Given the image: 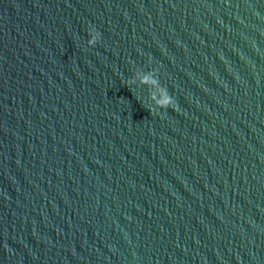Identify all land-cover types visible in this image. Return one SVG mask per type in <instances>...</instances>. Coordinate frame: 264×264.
Wrapping results in <instances>:
<instances>
[{"label": "water", "instance_id": "1", "mask_svg": "<svg viewBox=\"0 0 264 264\" xmlns=\"http://www.w3.org/2000/svg\"><path fill=\"white\" fill-rule=\"evenodd\" d=\"M0 264H264V0H0Z\"/></svg>", "mask_w": 264, "mask_h": 264}, {"label": "clouds", "instance_id": "2", "mask_svg": "<svg viewBox=\"0 0 264 264\" xmlns=\"http://www.w3.org/2000/svg\"><path fill=\"white\" fill-rule=\"evenodd\" d=\"M89 33L90 34H94L95 37H100V33L98 31H96L95 29H90L89 30ZM142 82H150L149 81V78L148 77H145L144 80ZM152 83H154V81H151ZM174 107V100L173 98L169 95L168 91L166 90L165 91V98L164 100L159 104L158 108L160 109H165V108H168V107Z\"/></svg>", "mask_w": 264, "mask_h": 264}]
</instances>
